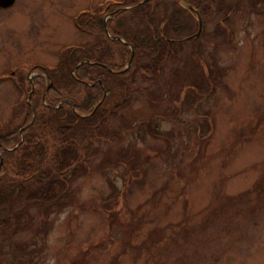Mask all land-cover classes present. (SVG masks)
<instances>
[{
  "label": "rangeland",
  "instance_id": "1",
  "mask_svg": "<svg viewBox=\"0 0 264 264\" xmlns=\"http://www.w3.org/2000/svg\"><path fill=\"white\" fill-rule=\"evenodd\" d=\"M109 1L118 0H17L0 7V124L11 121L12 129L23 119L24 109L19 115L13 110L28 101L27 77L41 73L33 66L67 61L70 44L87 43L89 56L96 48L112 55L110 47L99 46L107 23L92 22L90 6ZM190 1L151 0L118 12L115 27L183 41L198 30L197 19L184 10ZM215 3L197 40L201 60L189 54V44L178 45L154 81L139 70L130 100L110 121L117 128L153 116L156 131L145 124L140 133L119 134L117 143L90 152L68 205L50 213L44 240L34 228L46 219L29 206L31 227L0 238V264H264V0H224L234 9L231 16ZM82 8L88 16H81ZM146 15L155 22L137 24ZM83 52L72 57L82 59ZM118 56L111 61L123 65ZM64 61L61 70L73 76L77 66ZM195 63L203 71L191 68ZM176 68L189 72L191 87L183 92L173 84ZM68 79L64 74L57 86L81 103L84 86ZM145 87H155L161 105L151 102Z\"/></svg>",
  "mask_w": 264,
  "mask_h": 264
},
{
  "label": "trees",
  "instance_id": "2",
  "mask_svg": "<svg viewBox=\"0 0 264 264\" xmlns=\"http://www.w3.org/2000/svg\"><path fill=\"white\" fill-rule=\"evenodd\" d=\"M138 1L140 0L126 1L124 5H133ZM211 2H217L220 6L224 4V0H195L196 5H201L199 13L203 18L212 15ZM257 11L260 10L257 9ZM261 12H264L263 8ZM144 22L148 24L155 21L146 15L141 17L137 24H144ZM113 34L123 38L127 44L107 38V42L102 40L99 46L110 47L112 55L102 53L98 56H89L90 53H85L86 46L83 45L68 49L70 50L68 60L61 58L59 60L62 61H58L51 68L33 66L32 68L46 75L49 86L45 85L46 81L43 76H35L31 82L27 79L28 89L25 93L23 92V95H29L28 102L26 99L19 101L14 105L15 110H13L14 113L19 110V115L22 114L20 109H24L23 119L12 129L10 128L11 121L0 124L1 239H5L8 232L13 234L17 230L31 227L28 221L32 217L26 212L29 206L37 207L44 215L45 222L48 221L54 209L60 210L67 206L73 193L71 184L80 175V168L83 162L87 161L90 152H98L101 147L106 148L110 144L117 143L119 134L126 137L138 131L140 133L145 124H149L150 129L156 131L152 123L153 116L141 119L135 125H121L116 128L110 124L118 112L117 109L120 110V106L130 100L128 90L139 70L149 73L151 77L147 79L154 81L157 76L163 74V62L169 61L173 55L176 57L175 46L178 45L179 49H182L184 45L189 44V54L196 56V60H201L203 55L199 41L196 40L177 43L168 40L170 36L167 34L150 37L151 35L132 32L131 29L125 33L119 32L116 27ZM218 48V46L213 47V51L215 52ZM75 50H84L83 55L86 56L82 59L73 58L72 52ZM131 50L133 55L128 69L119 72L128 63ZM145 54L153 55L150 61L140 60ZM115 55H119L120 59H125L123 65L117 66L111 61ZM84 60H89L91 63H84ZM63 61L71 68L81 62L74 76L71 75V71L68 75V68L66 71L61 70ZM100 64L106 65V68ZM192 66L195 70L203 71L202 65L195 63L191 64V68ZM206 69L207 75H211L212 71L210 73L208 66ZM64 74L70 77L67 84L84 86L86 95L84 94L85 97L81 98V103L77 104L72 96H64L60 90L62 88L57 86L58 80L63 79ZM188 74L189 72L182 74L177 68L174 71L173 84L181 86L182 92L184 87H191ZM31 85L33 86L32 92H30ZM46 88H48L47 92H45ZM119 92H121V101L115 103ZM144 92L150 97L151 102L154 104L158 102L161 105L159 101L161 99H158L155 87H145ZM104 124L106 129H102ZM98 132L105 133L98 135ZM119 151H117L118 158L122 156ZM111 160L112 158H108L109 162ZM24 218L25 220L22 221ZM47 225L46 222L34 228V233L41 234L43 240L47 234ZM16 247L21 251H26L25 247L19 244H16ZM2 253L5 254L3 250H0V254ZM11 264H18V261Z\"/></svg>",
  "mask_w": 264,
  "mask_h": 264
},
{
  "label": "flooded vegetation",
  "instance_id": "3",
  "mask_svg": "<svg viewBox=\"0 0 264 264\" xmlns=\"http://www.w3.org/2000/svg\"><path fill=\"white\" fill-rule=\"evenodd\" d=\"M16 1L17 0H15V4H16ZM191 2L187 3L189 5V6H187L189 9L188 8H184V9L186 11L192 13L196 19H198V17H199V19L202 21V27H203L204 26L203 25V22L206 21V19H204L201 16V14L199 13V9H200L201 5H199V6L196 5L195 4V0H194V2H193V0ZM259 4H260V6H263L262 3H259ZM102 5L100 3H97V4H93L92 3V4H90V6L92 7V9H94L93 10L94 11V15H93V19L94 20H91V21L92 22H95V23H99V21H100L102 23L103 27H104V24L106 22L107 23L106 26H107L108 31L104 29V31L101 33L102 35H104L103 36L104 37L103 40L106 41V38L109 39V40H113L112 37L113 36H116L115 34H113V32H114V29H115V20L118 19V15H117L118 11L117 10L120 8V6H118L116 2H107L103 6ZM230 6H232V5H230ZM222 7L223 8H222L221 11L224 12V14L228 15L230 13V16L232 15L231 13L233 12L234 9L233 10L232 9H228L229 7H226L224 5ZM256 7H258V6H256ZM263 10H264V8H263ZM82 12H87V11H84V8H82L81 11H80V13H82ZM87 13L89 14V12H87ZM88 14H87V16H88ZM178 14H179V12H178ZM151 18H153V17H151ZM153 20H154V18H153ZM178 20H180V19H177L176 18L174 22H177ZM219 24L222 25V27L224 26L223 18H221L219 20ZM193 35H189L188 37H186V38L184 37L182 39L197 40V39L193 38ZM229 37L231 38V36H229ZM168 40L175 41L176 39L175 38H172L170 36V39H168ZM223 43L225 44V42H223ZM94 51H96V52L93 53L94 54L93 56H98V54H99V48H96Z\"/></svg>",
  "mask_w": 264,
  "mask_h": 264
},
{
  "label": "water",
  "instance_id": "4",
  "mask_svg": "<svg viewBox=\"0 0 264 264\" xmlns=\"http://www.w3.org/2000/svg\"><path fill=\"white\" fill-rule=\"evenodd\" d=\"M14 1H15V0H0V7H2V8H7V7L11 6V5L14 3ZM147 1H149V0H144V1H142L141 3H139V4L145 3V2H147ZM139 4H138V5H139ZM200 29H201V21H200V19H199V32H200ZM199 32L197 33L196 36L199 35ZM116 39H118V37H116Z\"/></svg>",
  "mask_w": 264,
  "mask_h": 264
}]
</instances>
